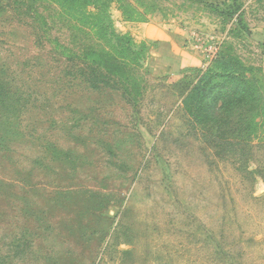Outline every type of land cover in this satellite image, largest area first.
Returning <instances> with one entry per match:
<instances>
[{
	"label": "rangeland",
	"instance_id": "1",
	"mask_svg": "<svg viewBox=\"0 0 264 264\" xmlns=\"http://www.w3.org/2000/svg\"><path fill=\"white\" fill-rule=\"evenodd\" d=\"M0 5V264H264V110L250 147L224 150L187 110L210 70L264 98V0H102L146 46L126 61L135 85L92 62L111 28L58 0ZM151 26L177 44L164 65V39L135 34Z\"/></svg>",
	"mask_w": 264,
	"mask_h": 264
},
{
	"label": "trees",
	"instance_id": "2",
	"mask_svg": "<svg viewBox=\"0 0 264 264\" xmlns=\"http://www.w3.org/2000/svg\"><path fill=\"white\" fill-rule=\"evenodd\" d=\"M58 2L66 12L69 11L74 17L82 16L83 19L79 18V20L83 26L89 25L87 27L90 31L99 32L107 38L111 28L118 46L114 48V52L104 53L92 50L90 52L92 62L97 64L98 68L101 65L105 69L107 77L110 78L105 81L107 85H110L112 76H121L125 82L135 85L133 77L126 75V61H133L131 58L135 57L139 60L143 59L145 44H142L143 48L141 52H138L134 49L136 44L131 37L112 31V25H109L106 13L91 10V8L99 9L102 0H58ZM3 11V5H0V14ZM117 55H120L122 61L118 60ZM92 71L94 74L97 70ZM204 76L210 77L202 78V83L192 88L193 96L187 108L189 115L199 125L211 144L215 143L223 150L232 145L229 141H233V144L237 143L241 149L250 147L249 139L257 131L256 121L260 112L264 110L262 104L264 98L255 89L254 81L247 78V75L213 73L212 70L206 72ZM215 77L219 79L214 81ZM7 91L8 88L0 80V102L9 95ZM184 92H186L185 89ZM251 146L254 147L253 141Z\"/></svg>",
	"mask_w": 264,
	"mask_h": 264
},
{
	"label": "crops",
	"instance_id": "3",
	"mask_svg": "<svg viewBox=\"0 0 264 264\" xmlns=\"http://www.w3.org/2000/svg\"><path fill=\"white\" fill-rule=\"evenodd\" d=\"M135 34L140 35L138 37H141V38H149V39H153V40L154 39H161V40L164 39V41H161L157 47H154L151 50L152 57L155 56L156 65H158L159 63L164 65L165 62L167 61V59H166L167 56H170V55L167 54L168 50H171L173 48V45L175 47L177 45L176 43H174L171 40L172 38L167 35L166 31L163 28H160V27H153V26H151L150 28L149 27H139L138 30L135 31ZM165 39H168V40H165ZM170 47H172V48L169 49ZM176 50L178 51V47H176ZM190 60H192V62H196L197 58H193V59H190ZM183 64L184 63L180 64L179 66L182 68V67L185 66Z\"/></svg>",
	"mask_w": 264,
	"mask_h": 264
}]
</instances>
